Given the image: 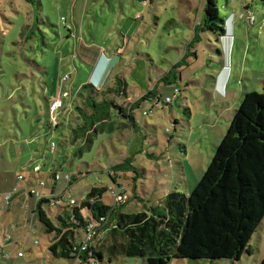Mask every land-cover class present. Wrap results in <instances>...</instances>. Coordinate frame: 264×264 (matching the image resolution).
<instances>
[{"label":"rangeland","instance_id":"obj_1","mask_svg":"<svg viewBox=\"0 0 264 264\" xmlns=\"http://www.w3.org/2000/svg\"><path fill=\"white\" fill-rule=\"evenodd\" d=\"M215 2L222 19L232 9L242 26L225 57L238 76L236 93L226 101L215 89L224 65L223 41L200 27L207 0H0V264H85L47 253L51 235L33 210L38 198L32 202L28 190L35 184L52 197L56 182L49 173L73 175L71 186L65 180L55 184V195L65 194L67 205L71 199L81 203L94 187H107L105 203L114 207L121 198L126 214L155 215L168 195L194 193L244 96L264 93V3ZM247 5L256 15L253 26ZM104 52L116 62L100 88L125 78L128 95L117 100L126 108L125 101L141 100L133 111L135 123L126 128L128 120H114L91 134L90 144L84 138L76 142V108L90 91L84 86L93 84L97 54ZM166 77L170 84L161 80ZM151 91L158 98L142 100ZM57 99L65 108L53 111ZM127 158L130 163L120 166ZM36 167L45 172L43 178L33 177ZM41 179L47 186L39 185ZM46 211L55 219L60 209L50 204ZM251 245L253 254L240 261L170 264H261L264 220ZM99 264L147 262L116 256Z\"/></svg>","mask_w":264,"mask_h":264},{"label":"trees","instance_id":"obj_2","mask_svg":"<svg viewBox=\"0 0 264 264\" xmlns=\"http://www.w3.org/2000/svg\"><path fill=\"white\" fill-rule=\"evenodd\" d=\"M205 13L202 31L214 32L221 40L226 35L225 20L215 0H207ZM180 66L181 63L173 68ZM178 79L176 74L174 80ZM161 80L172 82L169 77ZM106 87L84 86L90 91L82 96V106L76 108L80 114L76 118L78 129L73 130L76 142L84 138L90 144L89 136L104 131L114 120H128L126 128L135 123L133 111L141 100L129 108L117 100L128 95L125 78ZM152 98H158L155 91L142 100ZM129 163L127 158L120 166ZM73 180L74 177L69 186ZM108 192L107 187H94L85 200H75L72 205L65 203V194L53 193L33 205L51 235L48 249L54 259L99 264L122 256L143 258L147 264H170L172 260L187 259L240 261L245 253L252 255L251 241L264 220V93L244 96L205 176L190 197L181 193L168 195L163 210L155 215L126 214L119 202L114 207L105 203ZM56 197L62 198L64 204H55ZM50 204L60 209L55 219L46 211ZM89 230L93 237L82 250L85 237L81 238V232L88 236ZM107 234L113 238L112 244L106 243ZM99 235L102 237L95 244Z\"/></svg>","mask_w":264,"mask_h":264},{"label":"crops","instance_id":"obj_3","mask_svg":"<svg viewBox=\"0 0 264 264\" xmlns=\"http://www.w3.org/2000/svg\"><path fill=\"white\" fill-rule=\"evenodd\" d=\"M248 6V5H247ZM249 7V6H248ZM250 9V8H249ZM247 12V11H246ZM235 15V19L234 20H230L229 22H227V24H225V28H226V35L221 39L223 41V50L221 52V55H222V58L224 59V65L222 67V69L220 70V72L218 73L217 75V78H216V85H215V89L217 88L218 85H221V89H223V87L225 86V84L228 82V86H227V89H226V93H218L217 90H216V94L219 96V98H221L223 101H226L228 100V98L231 96V93L233 92L236 93L235 91V86H238V76L235 77L236 75V72L232 70V67L226 65V62H225V57H226V54L227 52H231L232 50V47H233V42L231 40V37L233 35H236L238 34V29H242L240 27L241 24L239 23L241 18H239V14L238 12L234 11L231 9L230 13H229V16L226 18L225 21L229 20L230 17L232 15ZM115 58V57H114ZM114 58H110L109 56H107V54L104 52L102 53V55L100 54H97V57L96 59L94 60V71L93 73L90 75V82L93 83L94 86L96 87H99L104 83L105 81V77L107 75V73L113 68L112 66L115 64L116 62V59ZM218 77L220 78V80L218 81ZM65 90V89H63ZM65 92H68V90H65ZM62 93V91H61ZM62 100V99H61ZM75 101V100H74ZM127 106H130L132 105V103H127V101H125ZM124 102V103H125ZM123 103V104H124ZM235 106V103L232 105V104H228V107L231 108V107H234ZM74 107V106H73ZM60 125V124H59ZM59 127V126H58ZM56 129V128H55ZM39 168V167H36L35 168V171L36 169ZM34 171V174H33V177L35 178H43V175L45 174H42V172L40 173H35ZM57 173V172H56ZM55 174V173H52L50 175L49 173V176L51 179L52 178V175ZM55 184L57 183H53V186H52V190H53V193H55L56 191V186ZM32 185H35V184H32ZM98 188V187H97ZM26 191V190H25ZM40 193H42L43 195H46L48 194V192H46L44 189H42L40 191ZM31 201L33 202V199L31 196ZM119 206V205H118ZM102 236V235H101ZM81 238H84V233L81 232ZM108 239V241H107ZM113 242V238L110 237L108 234L106 236V243H110L112 244ZM47 253L49 254V249L47 251Z\"/></svg>","mask_w":264,"mask_h":264},{"label":"built area","instance_id":"obj_4","mask_svg":"<svg viewBox=\"0 0 264 264\" xmlns=\"http://www.w3.org/2000/svg\"><path fill=\"white\" fill-rule=\"evenodd\" d=\"M245 9L247 11L248 23L251 26H253L255 24V22H256V15L254 13H252L249 8H245ZM234 19H235V15L233 14L230 17L229 20L225 21V24H227V22H229L230 20H234ZM178 93H179V91L177 90L176 91V94H178ZM169 101H171V98H168L166 100V102H169ZM64 108H65V103L61 99H57L53 104H51V109L53 111H60L61 109H64ZM53 124H54L53 127H56L57 128L59 126L60 121H59V119H57V117H54ZM40 172H41L40 168H37L36 171H35V173H40ZM52 177L54 179V182H59L61 180H65L68 183H70L72 181V179H73V175L70 174V173L63 174V175H61L60 173H55V174L52 175ZM19 179L20 180H24L25 177L23 175H20L19 176ZM39 185L42 186V187H45V186H47V183H46V181H44V180L41 179L39 181ZM29 193H30V195H31L32 198H34V196H35V197L38 198V200H41V199L45 198L44 195H42L40 192H38L36 190V186L35 185H32V188L29 190ZM12 198H13L12 194H9L7 196V202L8 203H11ZM121 201H122L121 198H118V202H121ZM54 203L55 204H58V205H63L64 204V200L62 198L56 197V200L54 201ZM75 203H76V201L73 200V199H71L69 204L72 205V204H75ZM92 237H93V232L91 230H89L87 239L83 242L82 250H86L87 245H88V242L92 239ZM36 243L38 244V241ZM19 256L20 257H23L24 254L22 252H20L19 253Z\"/></svg>","mask_w":264,"mask_h":264},{"label":"clouds","instance_id":"obj_5","mask_svg":"<svg viewBox=\"0 0 264 264\" xmlns=\"http://www.w3.org/2000/svg\"><path fill=\"white\" fill-rule=\"evenodd\" d=\"M227 86H228V82L225 84V86L223 87V89H221V85H218L217 88H216V90H217L218 93H221V94L224 93L225 94L226 93Z\"/></svg>","mask_w":264,"mask_h":264}]
</instances>
